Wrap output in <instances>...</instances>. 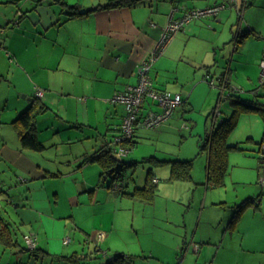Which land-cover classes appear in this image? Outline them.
Returning <instances> with one entry per match:
<instances>
[{
  "label": "crops",
  "instance_id": "obj_1",
  "mask_svg": "<svg viewBox=\"0 0 264 264\" xmlns=\"http://www.w3.org/2000/svg\"><path fill=\"white\" fill-rule=\"evenodd\" d=\"M107 1L0 0V213L11 223L17 242L24 245L23 235L32 232L42 250L35 257L16 246L5 248L10 259L4 264H264L263 177H258V187L234 197L228 192L238 182L205 188L203 162L191 171L193 182H169L168 167H161L166 168L164 173L154 170V201L142 204L118 197L103 185L98 163L80 166L120 123L123 106L111 103L115 94L138 83L140 63L167 25L188 10L223 6L212 18L185 24L165 46L148 73L153 88L181 95L188 100L189 111L195 108L191 98L200 76L205 81L209 75L219 86L226 73L232 88L249 95L260 84L264 0H144L137 6L97 10L64 21L61 3L96 9ZM20 13L19 22L12 24ZM233 36L240 37L237 43ZM168 61L182 65V74L160 84L158 71ZM37 89L43 91L41 101L47 107L35 121L41 152L22 148L10 124ZM188 113L177 108L157 128L138 130L135 140H151L162 130L179 140L184 130L191 135ZM238 121L246 132L258 125L263 128L257 114H241ZM246 142L257 152L256 143L250 144L252 136ZM135 148L127 157L137 161L132 155ZM259 193L260 209L246 208L231 226L234 201ZM125 199L143 208L134 206L132 214L124 215L131 226L118 230L116 221L103 222L107 215L102 202L116 212L117 201ZM125 204L129 209L131 205ZM44 219L59 226L57 222L64 221L60 230L66 250L41 248L33 223L40 230ZM43 232L46 237L44 228ZM43 241L48 244L47 238ZM70 244H76L72 252L67 250ZM116 254L123 255L118 262Z\"/></svg>",
  "mask_w": 264,
  "mask_h": 264
},
{
  "label": "trees",
  "instance_id": "obj_2",
  "mask_svg": "<svg viewBox=\"0 0 264 264\" xmlns=\"http://www.w3.org/2000/svg\"><path fill=\"white\" fill-rule=\"evenodd\" d=\"M143 3L144 0H108L103 5H99L98 7H96V9L82 7L79 5H66L65 3H61V5L63 6L62 13L66 17L64 21H66L72 18L85 17L91 12L97 10H111L123 7H133ZM203 9L192 10L198 11ZM218 13L219 12H217V14ZM22 15L23 13H20L18 17L16 15L17 18L13 19L12 24L19 22ZM216 15L194 17L191 20L207 19L212 18ZM184 26L185 24L181 27L178 33L182 32ZM238 37L233 36V41L237 43L238 39L240 38ZM263 58L264 54L262 56V59ZM225 74L226 73H223L220 77L219 86L214 85V81L209 75L205 76V82L217 90V97L215 103L212 106L211 110L207 113L205 118L206 127L204 135L199 136L198 140L199 153H204L206 155L204 169V186L207 189L220 188L225 185V178L228 175L229 170V154L232 151H243V149L239 147V142L228 140L233 129L237 125L239 116L241 114H257L261 119L263 131L260 140L256 142L257 153H259L258 169L262 170L261 165L264 162L261 150V145L264 143V83L260 82L257 87L248 92V95L244 94V92L240 89L232 88V85L229 82V76ZM210 81H213V85L210 84ZM180 97L181 104L173 110L170 117L173 115L177 108L180 113H183L185 110L186 112H189L191 107L188 103V100L183 98L181 95ZM32 98L34 99V101L32 103H29L26 109L23 110L20 114H18L17 117L10 124L17 132L18 139L22 148L34 152H41L42 150H44V147L36 135L35 121L37 116L43 114L47 107L41 101L43 96L37 97L34 92V97ZM152 104L155 103L149 99L145 100L144 104L141 107L142 112H140L139 114V117L137 119L138 123L136 122L131 139L122 140L120 137V125L122 117L124 115L123 112L120 123L113 130V134L110 139L105 140L99 150L93 152L90 155H85L80 164V166H82L86 163H98L101 166L100 175L103 185H105L108 189L111 190V192H113L118 197L129 198L133 201L140 202L142 204H152L154 198L156 197V187L154 183H156L157 180L154 179V170L157 168H161L164 166L168 167L169 176L167 180L169 182H187L192 180L191 171L193 168V161L191 159L178 160L171 158L160 160L154 156H150L142 158L140 161H135L127 157L128 154L125 156L118 155L120 147L125 148L129 153L138 144L139 141L137 142L135 140V138L137 137V132L138 130L145 128L143 126H140L139 123L143 120L147 111L152 110ZM184 107H186V109ZM153 111L159 112L160 110ZM137 165H141L142 168L146 167L147 169L145 172L144 183L142 185H135L133 183L134 185L132 186V189L129 190L126 186L131 182V180L133 181L132 173L137 167ZM262 175H264L263 170ZM260 200L261 193L256 194L254 196H247L242 200L240 204H234L231 207L234 210V214L231 218L230 225L233 226L236 223L238 217L246 208L253 207L259 210ZM10 227L11 223L5 218H3L2 213H0V242L4 244L5 248H13L16 246L19 247L20 252H26L35 257L38 252L42 251L38 247V245H36V247L32 249L28 248L27 244L24 241V237L26 235L33 236L37 241L36 234L30 233L23 235L22 238L24 245H21L13 236V232L11 231ZM114 257L115 260L118 262L122 259L123 255L116 254ZM12 264L26 263L20 261H17L15 263L13 261Z\"/></svg>",
  "mask_w": 264,
  "mask_h": 264
},
{
  "label": "rangeland",
  "instance_id": "obj_3",
  "mask_svg": "<svg viewBox=\"0 0 264 264\" xmlns=\"http://www.w3.org/2000/svg\"><path fill=\"white\" fill-rule=\"evenodd\" d=\"M176 64L177 63L175 61H170V62L168 61L165 63L164 66L160 68V71H158L160 84L165 83L167 81L172 82L174 81L175 77L181 76L183 66L182 65L176 66ZM170 67L173 69H170ZM183 78H184V75H183ZM199 80H201V83L205 85L204 90L200 91L201 87H203L201 83L196 86V88L193 90L194 94L192 95V98H191L192 103L195 105V108L189 111L188 114H186V117L188 119L190 118L191 120V121H188L190 122V125L192 128L191 135H189L188 131L184 130L182 134L184 138L179 140L177 138L178 135L173 134V133H168L169 130H162V132L158 134V137L155 136L151 140L141 139L139 140V144L136 145V148L134 149L135 151L132 154L134 158H136L137 161H140L142 158L150 157V156H154L160 160L171 159V158L178 159V160L191 159L193 161L192 171L194 170V168L195 169L197 168L199 163L203 162L200 167V173L202 172V177L205 176L204 159L206 155L204 153H199L198 140H199V136L204 135L205 117L215 103V100L217 97V90L214 87H211L209 84H207L204 80H202L201 76ZM209 96L211 97V100L209 99ZM189 101H190V98H189ZM151 108L152 110L160 109V107L156 103L152 104ZM242 127L243 126L241 122L238 121L237 125L233 129L228 139L229 141L239 142L240 143L239 147L243 149V151H232L228 157L229 170H228V175L226 176L227 181L225 183H227L228 180L231 182L239 183V184H234L233 186H230L231 191L228 192V196L230 194L234 197L236 196V193H239V194L242 193L243 195L249 189L258 187V184H260V181H261L260 178H258V175L259 176L262 175V170L258 169L259 153L255 151L256 146L254 143L260 140L263 128L258 125L255 130H252V132H246L245 130H243ZM56 129L58 130V127H56ZM175 135H176V138H175ZM249 136H252L253 143H250V144L255 146L254 149H250L252 146L247 145L248 143L246 142V140ZM164 169L166 168H159L157 169V171H160V172L162 171V173H164L165 172ZM146 170H147L146 167L142 168L141 165H137V167L132 173V178H133V182L135 185H141V183L142 184L144 183ZM240 174H241V177H239ZM262 177L264 178V175L261 176V178ZM163 178L164 177L162 176L160 179L163 180ZM235 178H241V179H235ZM191 182H193V180ZM178 187H181V186H179L178 184ZM221 189L225 191L226 188H221ZM224 195H227V194H224ZM244 198L238 199V201L237 200L234 201L235 202L234 204H240ZM125 203H128V205H131L129 209L128 207H126L127 204ZM132 203H133L132 201L127 200V199L118 200L117 201L118 210L116 212H113V206L107 205L105 202H102L101 209L107 215V216H104V215L102 216L103 222H107L108 224L109 221L111 220V224H112L113 221H116L117 223L116 222L115 223L117 225L118 230H120V227L129 228L131 226V223L127 222V220L123 218L124 215L128 216L130 213L132 214V211L134 210V206H135V209L138 207L141 210L143 209V208H140V205H138L137 203H133V204ZM3 210H4V207H1V211ZM9 213H11V211H9ZM62 222L64 223V221L57 222V224H60V226L52 225L49 221L44 219L42 229L40 230L38 229V223H33V225L36 227V228L34 227L35 232H37L38 236L40 237L39 241L43 242L42 244H40V246L45 251L48 250L52 252V251L66 250L67 245H62L63 241H61L63 238L61 235V230H60V227L63 226ZM98 225H99V222L98 220H96L95 226H98ZM21 227H19V230H21ZM43 228L47 232L46 237L44 235ZM20 237H22V235H20L19 238ZM45 238L48 239V244H44L43 240H45ZM37 245H38V241H37ZM68 247L69 248L67 250L69 252H72L75 250L74 247H76V244H70L68 245ZM5 259L6 260L10 259V255H9V252L6 251L4 244L0 242V264H4Z\"/></svg>",
  "mask_w": 264,
  "mask_h": 264
},
{
  "label": "built area",
  "instance_id": "obj_4",
  "mask_svg": "<svg viewBox=\"0 0 264 264\" xmlns=\"http://www.w3.org/2000/svg\"><path fill=\"white\" fill-rule=\"evenodd\" d=\"M222 6H215L203 10H190L180 20H172L165 30L159 41L155 44L149 57L140 63L137 70L138 83L135 86L128 87L125 91L116 93L112 102L119 103L123 106L124 115L120 125V137L122 140L131 139L134 127L141 111V107L146 99L151 100L160 107L159 112L153 110L147 111L143 120L139 123L145 128H154L166 121L173 110L181 104V97L178 94H173L168 91H157L152 87L151 78L148 75L154 61L162 54L165 46L179 32L181 27L188 23L194 17H204L216 15ZM260 82L264 83V58L260 62ZM213 85V81H210ZM37 97H42L43 93L40 90L35 91ZM138 123V122H137ZM262 158L264 159V143L261 145ZM128 151L120 147L118 155L125 156ZM264 171V162L261 165ZM24 241L28 248H35L37 245L36 239L31 235H26ZM66 242V241H65Z\"/></svg>",
  "mask_w": 264,
  "mask_h": 264
},
{
  "label": "water",
  "instance_id": "obj_5",
  "mask_svg": "<svg viewBox=\"0 0 264 264\" xmlns=\"http://www.w3.org/2000/svg\"><path fill=\"white\" fill-rule=\"evenodd\" d=\"M23 98V97H22ZM24 99H25V97H24ZM27 99V101L29 102V103H32L33 101H34V99L33 98H26ZM196 246H198V245H193V247L195 248ZM199 247L200 246H198V247H196L197 249L196 250H198L199 249Z\"/></svg>",
  "mask_w": 264,
  "mask_h": 264
}]
</instances>
